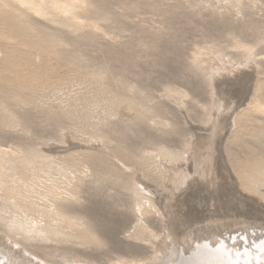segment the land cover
I'll list each match as a JSON object with an SVG mask.
<instances>
[{
    "label": "rangeland",
    "instance_id": "1",
    "mask_svg": "<svg viewBox=\"0 0 264 264\" xmlns=\"http://www.w3.org/2000/svg\"><path fill=\"white\" fill-rule=\"evenodd\" d=\"M9 1L28 35L0 26V166L12 170L18 152L34 161L16 178L0 175V258L11 247L8 264L14 254L22 264H160L164 256L172 264L179 222L169 224L161 207L138 220L135 208L155 192L174 198L167 168L194 149L211 155L220 210L231 191L264 210V113L243 104L259 84L264 90V0H70L64 9V0ZM119 147L136 161L117 184L100 183L96 173L117 168ZM252 157L261 177L250 190L235 167ZM14 188L26 206L8 195ZM73 191L80 200L66 217L86 215L98 241L78 243L49 210V194ZM233 227L208 235L227 236L239 252L262 235Z\"/></svg>",
    "mask_w": 264,
    "mask_h": 264
},
{
    "label": "bare ground",
    "instance_id": "2",
    "mask_svg": "<svg viewBox=\"0 0 264 264\" xmlns=\"http://www.w3.org/2000/svg\"><path fill=\"white\" fill-rule=\"evenodd\" d=\"M68 2H70V0L63 1V9ZM51 3L54 7L60 5L59 1H52ZM2 4L7 5L8 8L0 5V26H3L4 29L28 35L27 31L20 26L19 22H17L23 11L19 9V7L12 6V3L9 0H2ZM58 8L60 9V7ZM251 94L249 93L244 96L243 104L248 107V110L252 115L256 113H264V90L262 89V85L259 84L252 96ZM115 108L116 104H111L109 106V110L115 111ZM131 109L134 114L133 118L140 117L141 114L135 106L131 107ZM110 114L112 113L110 112ZM229 125L230 123L227 121L226 128L230 127ZM116 155L118 161L117 164H115L117 166L116 169L107 168L103 173H96L97 180L100 183L117 184L118 179L124 177L126 166L129 163L136 161H134V155H132V152L125 147L117 148ZM11 156L17 162L13 163L16 165L12 170L6 169L4 165L0 166V175L5 181H7L11 176L12 178H16L15 169L18 166H29L34 161L32 156L21 152L12 153ZM254 164L255 158L252 157L246 165L241 166V169L239 167H235L239 178L241 179L239 182L245 189H253V181L261 177L257 173ZM75 165L77 170H80L84 164L79 162ZM211 165L212 158L210 153H206L203 157L200 156V154L194 149L186 162L177 163L167 168V173L164 178L165 181L172 186L171 192L174 195V198H172L173 200L170 199V197L157 192L154 193V200L151 196L143 198L140 197L142 200L144 199V201L139 205L137 204L138 206L135 208V216L137 219L140 217L143 218V216L145 217V215L149 213L158 212L159 207H161L167 215V222L169 224L179 222L178 224L180 225V230L177 235V238L179 239V246L176 247V245H173L171 248V252L177 254L176 258L174 260L172 259V264H264V210L259 208L252 201L243 200L241 198L243 194H240L239 191H231L232 196H229L233 198L232 201H228L222 197L221 200L223 210H220L216 205L218 197L217 187L210 181L212 177ZM21 178L22 180H26V175L23 174ZM3 179H1V182ZM14 184H16V182H14ZM149 192L151 193L150 190ZM9 194L17 196V205L26 206V200L23 199L22 191H17V188H14L9 191L8 195ZM49 195L54 197L50 202L49 210L60 219L64 216V218H66L70 223V228L66 234L67 236L72 238H82V240L78 242L80 244H86V242L92 240L98 241L96 229L90 220H86V215L77 213V217H66V215H70L72 213V203L80 200L78 192H55L54 194ZM173 195L171 196L173 197ZM141 199H139V201ZM157 204H159V206ZM83 212H85L87 216L90 215V218L94 215V209L92 208H87L83 210ZM29 219V224L35 220L34 218ZM40 222L41 221L39 220V223ZM223 223L228 227H239L243 233H247V237L250 229H253L255 234L258 231H261L262 235L258 234V238L254 239V248L245 247L243 248L244 252H239L240 250L238 251L234 248V246L232 248L229 247L228 244V246H226V243H228V239L226 238L227 236L223 237L219 234V239H215L213 237L215 234L213 236L208 235L212 233V230H215L214 233H217L216 231L219 230V226ZM46 229L48 231L59 233L55 228L50 226L46 227ZM202 230L206 232L207 236H201ZM8 234L10 235V233ZM195 234H197L198 237H196V240L192 244L193 235ZM236 234L238 233L236 232ZM229 237V239H234L236 236H232V238L231 236ZM180 244L183 246L181 247ZM10 252L11 247L5 252L2 251L3 257L0 258V264H8L5 260L9 258ZM13 256L16 259L13 264L24 263L23 257L20 255L14 254ZM168 261V258L164 256V259L160 264H168ZM29 264L38 263H34V261H32Z\"/></svg>",
    "mask_w": 264,
    "mask_h": 264
}]
</instances>
